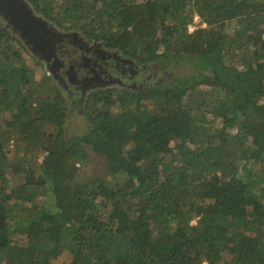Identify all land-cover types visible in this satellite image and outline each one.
Masks as SVG:
<instances>
[{"label":"trees","instance_id":"1","mask_svg":"<svg viewBox=\"0 0 264 264\" xmlns=\"http://www.w3.org/2000/svg\"><path fill=\"white\" fill-rule=\"evenodd\" d=\"M28 1L191 73L96 88L72 131L65 93L0 19V264H264V0Z\"/></svg>","mask_w":264,"mask_h":264},{"label":"rangeland","instance_id":"2","mask_svg":"<svg viewBox=\"0 0 264 264\" xmlns=\"http://www.w3.org/2000/svg\"><path fill=\"white\" fill-rule=\"evenodd\" d=\"M1 19V23L8 27L5 22ZM200 19L198 17L195 18L194 23L189 25V29L192 31L195 28H197L200 25ZM55 25V24H54ZM9 28V27H8ZM62 30L64 32L65 37L63 38V45L61 46V49L65 50L66 56L65 59L62 60V63H58V65L60 66V68L64 69V74L66 76H64L63 78H60V80L64 81V85L67 88V92L69 93V96L66 95L67 100H68V106L69 108H73V113L72 117L70 118L71 122V127L70 130L72 131H76V132H83V126L79 123V117L77 116L80 111H81V105L83 102V97H85V95L90 92L95 90L96 88H100V87H106L108 86L106 83H110L109 81H113L116 80L114 78L111 77H106L107 75H95L97 72L94 73V75L92 74L91 76V81L92 83H90V85H84L85 80L82 77V74L84 72V70L87 67H93L94 69H102V65L101 64L103 61H106L108 64L114 65L110 58H111V53H116L118 55H122L120 52L118 51H114V50H108L106 48H104L102 45H99L100 42H95L97 43V45L94 44V42L89 41L88 39H86L82 34H80L79 32L75 31V30H71V29H67V28H59V30ZM67 47V48H65ZM28 54L31 58H35L30 59L29 63L31 64V66L36 68V76L37 79H41L43 76L42 71L44 70L45 73L48 75L47 70L45 69V67H42L41 65H36L35 62H41V60L37 57H35L30 51L29 49L27 50ZM115 56V55H114ZM25 57H27V55H25ZM109 61V62H108ZM42 63V62H41ZM43 64V63H42ZM134 65V64H132ZM135 68H137V65H134ZM159 73L162 76L168 75L170 74V77H168V79L171 81L175 76H186L189 75V73H191L186 66L184 65H176V66H169L167 65V67L161 68L158 70ZM155 71L153 70V73ZM152 73V71L150 72ZM71 77L74 78V80H71ZM52 78V77H51ZM80 79L81 83H80ZM52 80L56 83V80H54L52 78ZM58 79V81H60ZM57 81V82H58ZM67 81H69L70 83L72 82H76V84L74 85V88H76V91L78 92L76 97L72 98L73 90L71 89V85L69 86ZM57 84V83H56ZM73 84V83H72ZM81 84L83 85V87H81ZM76 85H79V87H75ZM81 91L82 94L79 92ZM80 102V103H79ZM76 105H80V108H78ZM74 109H76L77 111H74ZM75 122V123H74ZM74 123V124H73ZM80 174L85 177V178H90L91 176H96L95 172L92 170V168H90L87 172L82 173V171H80ZM204 264V262H203Z\"/></svg>","mask_w":264,"mask_h":264},{"label":"water","instance_id":"3","mask_svg":"<svg viewBox=\"0 0 264 264\" xmlns=\"http://www.w3.org/2000/svg\"><path fill=\"white\" fill-rule=\"evenodd\" d=\"M0 18L25 43L29 51L43 62L48 75L69 96L64 81L60 80L61 68L58 65L66 56L65 50L61 49L66 34L38 14L28 0H0ZM90 83L91 77L85 79L86 85Z\"/></svg>","mask_w":264,"mask_h":264},{"label":"flooded vegetation","instance_id":"4","mask_svg":"<svg viewBox=\"0 0 264 264\" xmlns=\"http://www.w3.org/2000/svg\"><path fill=\"white\" fill-rule=\"evenodd\" d=\"M111 54L112 55H111L110 60L114 62L113 63L114 65L108 64L106 61H103L101 63L103 64L102 69L100 70L94 69L91 66L87 67L82 74L83 79L85 80L87 78H90L92 74L94 75V73L97 72L95 75H99V76L107 75L106 77H111V78L116 79L113 81H109L110 83H106L108 87H119L120 89L128 88L131 90H138V89L144 88L145 86L151 83H154V82H161L164 80H169L168 77H170V74L162 76L158 71L160 68H157V67L148 68V67H145V65L137 64L134 60L128 57H125L123 55L116 56L117 54L114 52ZM132 64L137 65L138 67L135 68V66ZM153 70L155 71L154 73H153ZM151 71L152 73H150ZM59 76L60 78H63L64 76H66L64 74L63 68H61ZM71 80H74V78L71 77ZM81 80L82 79L79 80L80 83H81ZM67 83L69 86L71 85L70 87L73 90L74 94L72 95V98L76 97L78 93L76 91V88H74V85L76 84V82H72L73 83L72 84L69 81H67ZM84 85L86 84L84 83ZM75 87H79V85H76ZM81 87H83L82 84H81ZM79 92L82 94L81 91Z\"/></svg>","mask_w":264,"mask_h":264},{"label":"built area","instance_id":"5","mask_svg":"<svg viewBox=\"0 0 264 264\" xmlns=\"http://www.w3.org/2000/svg\"><path fill=\"white\" fill-rule=\"evenodd\" d=\"M191 29V28H190ZM204 264H208L207 262H204Z\"/></svg>","mask_w":264,"mask_h":264},{"label":"clouds","instance_id":"6","mask_svg":"<svg viewBox=\"0 0 264 264\" xmlns=\"http://www.w3.org/2000/svg\"><path fill=\"white\" fill-rule=\"evenodd\" d=\"M205 262H207V261H205ZM208 263V262H207ZM209 264V263H208Z\"/></svg>","mask_w":264,"mask_h":264}]
</instances>
